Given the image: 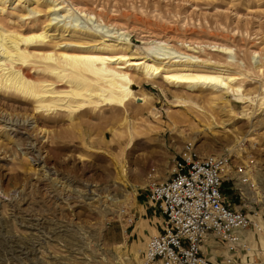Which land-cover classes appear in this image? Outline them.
<instances>
[{"label":"rangeland","instance_id":"1","mask_svg":"<svg viewBox=\"0 0 264 264\" xmlns=\"http://www.w3.org/2000/svg\"><path fill=\"white\" fill-rule=\"evenodd\" d=\"M1 1L4 29L52 28L51 40L58 41L67 29L69 39L76 24L96 36L89 48L105 41L137 59L239 73L249 100L209 88L187 94L160 78L140 82L134 68L150 100L145 107L133 101L127 118L105 104L46 111L31 98L0 91V264H142L164 221L149 201L147 176L166 178L189 155H223L252 166L258 188L245 200L229 183L224 187L262 225L250 233L252 250L235 264H264V0H57L50 11L51 0H40L38 11L30 10L36 0ZM91 187L104 188L103 198L85 199Z\"/></svg>","mask_w":264,"mask_h":264},{"label":"bare ground","instance_id":"2","mask_svg":"<svg viewBox=\"0 0 264 264\" xmlns=\"http://www.w3.org/2000/svg\"><path fill=\"white\" fill-rule=\"evenodd\" d=\"M1 2L3 3L4 0ZM56 2L57 0H51L47 3L46 7L49 11L59 5ZM35 3L37 7H33L30 9L31 11L43 6L40 0H36ZM50 21L52 22V19ZM48 25L50 26L49 22ZM73 28L69 39L64 38L65 35H63L68 31L67 29L60 30V40L52 41L54 38L51 40V35H55L52 28L24 34L0 27V91L13 92L24 96V98H31L33 102L37 103V109L46 111L54 110L55 107H65L74 111L86 104H105L113 110L122 111L125 118L129 115V106L133 101H144V103L142 102L144 106L148 105L150 100V95L140 90L141 83H137L131 68L138 72L139 78H137L140 82L144 80L158 81L160 78L165 84L181 88L187 94H191L190 91L196 88H209L221 92V96L229 93L242 94L239 73L217 66L211 67L206 64L201 65L181 60L158 62L137 59L131 57L130 53H126L123 47L119 48L118 44L105 41L99 42L96 47L89 48L85 44L87 45L89 40L91 42L98 41L96 36L78 31L76 24H73ZM32 44L37 45L32 49L30 47ZM32 69L38 73L40 71L43 74L51 75L55 80L47 77L40 78L39 75L32 73ZM56 81L65 82V89L59 90L55 85ZM161 90L164 95L167 94L166 89L161 87ZM242 95L249 100L247 95ZM261 99L260 105H264V96ZM206 101L209 100L206 99ZM180 102H186V99H182ZM150 111L153 112V110ZM12 126L14 128L21 127L18 123H14ZM114 136V139L118 137L117 133ZM32 147L35 149V146ZM115 182L122 183L119 180ZM103 189L92 188L83 194L84 198L96 199L97 196L103 198V191L105 192ZM114 195L113 197L116 199Z\"/></svg>","mask_w":264,"mask_h":264},{"label":"built area","instance_id":"3","mask_svg":"<svg viewBox=\"0 0 264 264\" xmlns=\"http://www.w3.org/2000/svg\"><path fill=\"white\" fill-rule=\"evenodd\" d=\"M249 163L234 164L223 155L176 162L166 178L147 176L151 204L163 215V230L150 237L142 264H235L252 250L250 233L261 232L259 219L228 198L245 200L258 188ZM251 190V191H250ZM224 247L213 259V249Z\"/></svg>","mask_w":264,"mask_h":264},{"label":"crops","instance_id":"4","mask_svg":"<svg viewBox=\"0 0 264 264\" xmlns=\"http://www.w3.org/2000/svg\"><path fill=\"white\" fill-rule=\"evenodd\" d=\"M219 251H220V252H219ZM218 252H219V253H218ZM221 254H223V251H222L221 249H219V250H215V249H213L212 252H211L210 257L213 259L215 256H217V255H221Z\"/></svg>","mask_w":264,"mask_h":264}]
</instances>
